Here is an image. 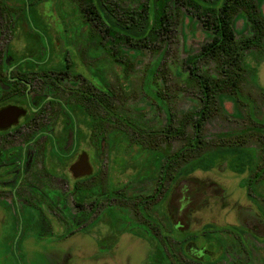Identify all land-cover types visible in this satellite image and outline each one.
I'll return each mask as SVG.
<instances>
[{
	"label": "rangeland",
	"instance_id": "374dc122",
	"mask_svg": "<svg viewBox=\"0 0 264 264\" xmlns=\"http://www.w3.org/2000/svg\"><path fill=\"white\" fill-rule=\"evenodd\" d=\"M118 1L121 11L146 0ZM257 2L264 17V0ZM24 4L35 12L25 11ZM149 5L154 6L152 1ZM82 8H86L82 0H0V67L8 66L12 54L27 50L30 30L35 31L52 56L51 65L59 62L57 52L74 51L69 59L79 75L68 74L60 82L59 97L72 104L73 86L102 95L90 83L94 81L111 91L115 111L102 138H89L85 128L81 140L86 150L93 144L99 160L93 179H77L66 165L61 179L50 155L42 161L41 153H31L26 181L18 188L24 201L15 204L0 191L8 196L0 199V264H58L68 252L70 264H170L174 257L158 240L156 225L138 214L139 199L151 193L161 165L186 142L158 132L169 122L177 125L200 106L196 85L187 81L184 60L199 52L211 31L185 6L172 1L169 8L174 19L167 31H160L146 46L119 43L115 48L120 53L113 55L90 39L91 29L100 31L104 23L89 18L86 11L80 14ZM233 28L237 39L249 33L244 12L235 14ZM245 62L250 73L241 88L254 103L255 117L234 95L219 94L216 110L202 127L201 152L205 155L221 143L235 142L249 154L248 165L241 172L225 161L207 170L193 169L177 179L169 197L159 203V210L179 230L199 231L208 223L234 225L243 236L221 232L224 243L218 253L187 243V255L200 261L188 264H264V195L255 196L247 185L264 150L259 122L264 121V50L259 56L254 49L248 50ZM201 66L218 74L215 61ZM126 119L140 126L141 132L131 129ZM187 131L192 133L190 124ZM4 145L0 141V148ZM93 181L94 204L89 199ZM166 189L168 183L162 186V191ZM258 191L264 193V184Z\"/></svg>",
	"mask_w": 264,
	"mask_h": 264
},
{
	"label": "trees",
	"instance_id": "16d2710c",
	"mask_svg": "<svg viewBox=\"0 0 264 264\" xmlns=\"http://www.w3.org/2000/svg\"><path fill=\"white\" fill-rule=\"evenodd\" d=\"M82 1L86 4V8H82L79 11L80 14L86 11L89 13V18L92 16L96 21L104 23L100 31L91 29L90 39L96 43L97 47L113 55L116 51L120 53L119 49L115 48L119 43L146 46L147 42L157 38L160 31H167L174 19L173 12L169 8L172 1L185 6L193 16L201 20L202 24L211 31V38L202 45L199 52L188 54L184 60L188 68L187 81L190 85H196L195 91L200 99V106L186 113L178 120L177 125L169 122L167 126L159 130V135L166 134L186 140L164 163L159 184H162L164 176L166 179L172 177L176 181L181 176L188 175L193 169L207 170L222 161L227 162L234 171H243L250 157L247 151L235 142L221 143L214 151L202 154L201 149L205 142L202 127L204 121L216 110L217 98L221 93L234 95L239 102L249 107L251 116L255 117L254 103L251 98L243 94L241 83L250 73V67L245 62L246 52L254 49L259 56L264 50V17L257 0H146L138 3L135 8L127 6L121 11L118 0ZM151 1L154 4L153 7L149 5ZM24 6L25 11L35 12L33 6L29 8L27 4ZM240 11L245 14L249 33L237 39L233 20L235 14ZM28 38L33 44V37ZM38 41L43 40L38 37ZM209 60L216 62L217 75L208 73L202 68L201 64ZM165 108L168 110L166 105ZM168 113L171 118L172 113L169 110ZM259 122L264 130V121L259 120ZM128 124L141 132L142 128L136 123L128 120ZM189 124L192 126V133L187 131ZM253 172L247 180L249 192L254 193L255 196L264 195L258 191V188L264 184V150L259 160L257 159ZM223 231H228L242 239V230L234 225L206 224L199 231L175 230L177 242L172 253L175 258H179L178 253L185 258H191L184 248L188 241H194L209 252L218 253L224 243L223 234L220 235ZM222 254L220 252V255ZM206 258L210 259V256L207 255Z\"/></svg>",
	"mask_w": 264,
	"mask_h": 264
},
{
	"label": "flooded vegetation",
	"instance_id": "af4514ba",
	"mask_svg": "<svg viewBox=\"0 0 264 264\" xmlns=\"http://www.w3.org/2000/svg\"><path fill=\"white\" fill-rule=\"evenodd\" d=\"M29 35L34 39L33 44L26 42L27 50L22 55L10 53L8 66L0 67V109L15 105L25 110L15 123L0 128V141L5 144L0 148V191L9 195L15 204L24 201L18 193V188L22 187L26 181L24 178L30 167L29 154L31 153H41L42 161L45 160L44 156L50 155L51 160L57 165V171L61 173V176H56L61 179L65 178L63 171L65 165L74 176L71 165L85 153L93 173L76 178L93 179L97 170L94 164L99 160L94 154L93 144L90 150H86L82 147L81 140L86 135L85 128L89 138H102L115 112L112 111L111 91L106 87L97 86L96 82L88 78L90 83L102 92V95H96L84 87L73 86L71 87L73 90L70 91V95L73 96L72 104L61 99L59 97L60 82L68 78V74L79 75L78 69L72 67L74 64L69 59L74 55V51L57 52L60 59L57 65L53 66L50 64L52 56L46 51L44 42L38 41L39 35L32 30ZM124 122L128 124L127 119ZM129 127L135 130L133 126L129 125ZM17 142L19 144L15 145ZM164 163L161 165L154 189L151 193L144 195V198L139 199L142 204L138 206L140 210L138 214L156 225L158 240L174 257L169 260L170 264H188L190 260L198 263L200 261L193 258H187L188 260L175 258L172 253L177 242L175 230L179 229L164 210H159V203L165 202L169 197V188L175 180L172 177L166 179L164 176L162 184H159ZM165 183H168V189L162 191ZM104 191L106 194V190ZM90 192L89 199L94 204L95 181L91 183ZM7 195L0 194V199L8 198ZM189 242L194 241L187 243ZM69 255L68 252L62 261H58V264H70L71 256Z\"/></svg>",
	"mask_w": 264,
	"mask_h": 264
},
{
	"label": "water",
	"instance_id": "95a60500",
	"mask_svg": "<svg viewBox=\"0 0 264 264\" xmlns=\"http://www.w3.org/2000/svg\"><path fill=\"white\" fill-rule=\"evenodd\" d=\"M25 110L15 105H10L0 109V128L9 126L15 123L18 117ZM71 171L75 177L88 175L91 173V166L87 162L86 154L83 153L80 158L71 165Z\"/></svg>",
	"mask_w": 264,
	"mask_h": 264
}]
</instances>
